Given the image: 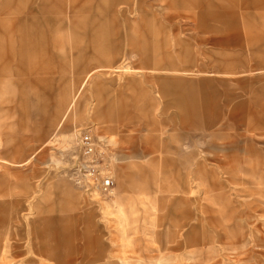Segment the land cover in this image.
I'll use <instances>...</instances> for the list:
<instances>
[{
	"label": "rangeland",
	"instance_id": "374dc122",
	"mask_svg": "<svg viewBox=\"0 0 264 264\" xmlns=\"http://www.w3.org/2000/svg\"><path fill=\"white\" fill-rule=\"evenodd\" d=\"M0 264H264V0H0Z\"/></svg>",
	"mask_w": 264,
	"mask_h": 264
},
{
	"label": "built area",
	"instance_id": "2783aa9c",
	"mask_svg": "<svg viewBox=\"0 0 264 264\" xmlns=\"http://www.w3.org/2000/svg\"><path fill=\"white\" fill-rule=\"evenodd\" d=\"M78 158L72 169L76 184L89 193H98L109 198L114 191L115 180L111 172L99 158V149L94 137L82 134L79 140Z\"/></svg>",
	"mask_w": 264,
	"mask_h": 264
},
{
	"label": "crops",
	"instance_id": "0c3cea01",
	"mask_svg": "<svg viewBox=\"0 0 264 264\" xmlns=\"http://www.w3.org/2000/svg\"><path fill=\"white\" fill-rule=\"evenodd\" d=\"M88 73H86V75H87ZM63 92H64V90H63ZM68 103H70V101L69 102H67L66 104H68Z\"/></svg>",
	"mask_w": 264,
	"mask_h": 264
},
{
	"label": "bare ground",
	"instance_id": "6f19581e",
	"mask_svg": "<svg viewBox=\"0 0 264 264\" xmlns=\"http://www.w3.org/2000/svg\"><path fill=\"white\" fill-rule=\"evenodd\" d=\"M69 107V106H68Z\"/></svg>",
	"mask_w": 264,
	"mask_h": 264
}]
</instances>
